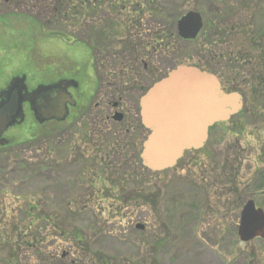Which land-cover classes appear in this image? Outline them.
I'll return each mask as SVG.
<instances>
[{
  "label": "rangeland",
  "instance_id": "obj_1",
  "mask_svg": "<svg viewBox=\"0 0 264 264\" xmlns=\"http://www.w3.org/2000/svg\"><path fill=\"white\" fill-rule=\"evenodd\" d=\"M159 1L162 4H157L156 8H166L171 18L189 10L215 18V6L222 10L220 15L231 11L239 21L240 35L249 31L250 19L254 30L263 22L264 0ZM4 2H0V89L22 72L28 73L31 86L38 81L45 82L50 69L54 67L53 72L60 70L58 64L65 62L74 48H78L82 60L93 64L86 45L44 32L33 21L34 15L18 13ZM122 16L124 20L130 17L126 12ZM225 29L226 25H223L219 31ZM209 31L207 42L204 37L191 42L180 41L174 52L159 54L156 63L165 68L172 61L177 63L181 59L208 69L211 67L209 49L220 48V41L215 34L210 38ZM36 66L39 68L34 73ZM48 66L51 67L46 68ZM151 71L159 73V69ZM134 106L137 111L136 104ZM259 112L248 115L243 122L247 127L241 136L229 131L232 124L215 128L205 150L186 155L178 167L158 176L157 184L155 179L147 177V173L142 179L139 171L131 174L135 164L124 153L114 165V185L100 176L94 184L101 192L95 196L85 193L87 183L78 179L80 160L78 165L75 158L61 161L59 147L49 154L47 139L12 146L9 148L11 156L0 154V233L9 231L10 242L19 241L13 253L19 254L21 264H67L74 250L83 248L78 243L72 247L67 236L68 231L73 232L76 228L83 230L91 250L112 257V264H264V242H241L237 228L233 227L239 222L243 206H236L235 185L223 187L216 178V170L213 171L219 168L223 174L224 167L228 173H236L225 176L238 183L240 190L251 186L252 179L259 176L257 171L264 169V161L261 162L259 157L264 146V112ZM39 128L37 123H31V134ZM124 168L128 170L124 171ZM100 174L103 176L102 171ZM224 179L223 176L220 182ZM228 179L226 183L230 182ZM148 188L156 196V206L140 197L148 195ZM249 198L264 206V194L252 193ZM30 204L37 205L38 213L44 212L51 218L49 222L34 219L36 215L28 212ZM30 219H34L33 222ZM45 224L47 229L42 227ZM54 224L64 228L65 234L60 233L61 229H54ZM30 225L33 228L41 226V234L47 235V243L42 244L40 237L35 240L40 246L37 252L31 247V233L35 229ZM19 227L21 231H18ZM62 251L67 252L66 257L56 261L54 258ZM10 252L6 242L0 241V264H8ZM89 254L92 256L91 252ZM90 256L87 264L92 259ZM97 262L95 259L90 264H100Z\"/></svg>",
  "mask_w": 264,
  "mask_h": 264
},
{
  "label": "flooded vegetation",
  "instance_id": "obj_2",
  "mask_svg": "<svg viewBox=\"0 0 264 264\" xmlns=\"http://www.w3.org/2000/svg\"><path fill=\"white\" fill-rule=\"evenodd\" d=\"M77 49L71 51L65 62L58 64L60 70L53 72L54 67L50 69L44 78L45 82L38 81L31 86L28 73L22 72L10 78L0 89V104L9 97H17L22 103L13 124L0 134V154L11 156L10 147L36 141L43 133L48 140L49 154L59 147L61 161L67 162L75 158L76 165L81 163L78 179L81 183H87L85 193L95 196L101 192L94 184L100 176V179L109 181L116 177L114 170L116 149L120 151L121 158L126 153L128 160L134 161L137 172L139 146L148 134L147 128L141 122L139 99L148 84L159 79L173 63L164 68L163 64L155 65L153 61L129 62L120 72L108 69L105 72L108 73V77L102 79L97 73L101 67H95L90 62L82 60ZM37 69L38 67L33 72L35 73ZM154 69H159V73L151 71L152 74L149 75V70ZM220 69L223 86L230 88L228 72L224 68ZM43 85L46 87L60 85L58 96L68 103V110L60 114V119L55 117L41 120L42 115L34 98ZM133 104H136L137 111ZM35 108L38 111L35 112ZM246 113L249 112L243 111L235 120L219 123V127L223 128L226 124L232 123L234 127L229 131L235 129L243 134L247 127L243 123L246 120ZM33 122L40 128L31 134ZM259 155L260 161H264V146ZM78 160L80 162L77 164ZM140 176L141 179L145 178L146 172L141 171ZM260 240L264 242V238ZM230 252L231 250L228 253ZM66 254L67 252L62 251L58 255L64 258Z\"/></svg>",
  "mask_w": 264,
  "mask_h": 264
},
{
  "label": "trees",
  "instance_id": "obj_3",
  "mask_svg": "<svg viewBox=\"0 0 264 264\" xmlns=\"http://www.w3.org/2000/svg\"><path fill=\"white\" fill-rule=\"evenodd\" d=\"M4 1V3L14 7L18 13L27 16L34 15L33 21L46 33L66 40L86 43L93 51L97 61L112 62L117 69L123 64L137 61L140 57H150L166 53V51H174L178 42L176 19L171 18L166 8H156L157 4H162L159 0ZM214 10L213 14L216 17H209L206 28V31L210 30L208 33L210 38L215 34L220 41V48L216 51L211 48L209 50L213 61L225 60L232 69L230 80L235 83L240 81L242 84L250 85L249 89H253L251 92L253 96H251L252 99L249 96V99L253 103L256 100H264V14L262 15L263 22L260 27L256 26L254 30V23L250 19L249 31L247 33L243 31L240 35L239 21L236 20L235 14L228 11L225 12L226 14L220 15L222 10L217 6L214 7ZM125 12L130 15L127 20H124L122 16ZM223 25H226V29L220 32L219 30ZM102 77L104 78V73ZM119 159L120 151L116 150V161ZM218 169H213V171L216 170L217 180L220 182L224 176V181L220 183H224L221 184L223 187L227 186L229 182L226 183L227 177L225 175L233 173H228L223 167L226 174H221ZM127 170L128 168H124V171ZM134 173L135 171H132V174ZM146 173L147 177L155 179L157 184L156 178L160 173H154L147 169ZM166 173L168 172H163V174ZM147 194H145V197L144 195L140 197L156 206V196L150 192V188H148ZM29 207L28 212L30 215L31 213L36 215L34 219L38 222L43 221V223H46L48 221L44 212H37V205L31 206L30 204ZM34 219H30V222H33ZM30 227L36 230L31 233V247L37 252L40 246L35 240L40 237L42 244L43 242L47 243V235L44 234L45 232L41 234V226L39 225L35 228H33V225H30ZM42 227L47 229L46 224ZM53 228L64 231L58 224H54ZM21 229L19 227L18 231H21ZM9 234H11L9 231L0 233V238H2L0 241L6 242V245L11 248V254L8 255L6 261L8 264H21L19 254L13 253L15 246L20 243L19 241L15 244L12 241L10 242L11 235ZM67 236H69L72 247L76 243L83 247L80 249L81 251L79 249L74 250L72 258H68L66 261L67 264H87V257L90 256V252L92 259L88 261V264L93 263L95 259L100 264L113 263L112 257L91 250L92 248L81 228H76L73 232L68 231ZM41 248L43 249V247ZM54 259L58 261L61 258Z\"/></svg>",
  "mask_w": 264,
  "mask_h": 264
},
{
  "label": "water",
  "instance_id": "obj_4",
  "mask_svg": "<svg viewBox=\"0 0 264 264\" xmlns=\"http://www.w3.org/2000/svg\"><path fill=\"white\" fill-rule=\"evenodd\" d=\"M201 28L197 12L187 13L178 22L179 33L185 38L196 37ZM53 93V88H47L37 98L41 120L64 111L62 99ZM21 105L17 97L0 105V134L13 123ZM242 105V96L223 90L212 72L187 64L176 66L141 99L142 120L149 130L141 154L143 164L153 172L174 167L186 151L204 146L212 125L228 120ZM263 233L264 212L251 200L242 211L239 235L247 241Z\"/></svg>",
  "mask_w": 264,
  "mask_h": 264
}]
</instances>
